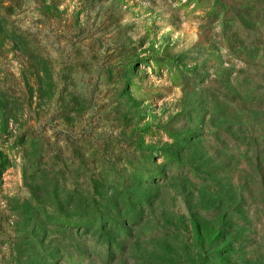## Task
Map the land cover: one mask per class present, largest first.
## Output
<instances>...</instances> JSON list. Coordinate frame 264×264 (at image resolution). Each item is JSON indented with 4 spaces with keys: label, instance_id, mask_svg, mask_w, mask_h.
I'll return each mask as SVG.
<instances>
[{
    "label": "rangeland",
    "instance_id": "374dc122",
    "mask_svg": "<svg viewBox=\"0 0 264 264\" xmlns=\"http://www.w3.org/2000/svg\"><path fill=\"white\" fill-rule=\"evenodd\" d=\"M0 264H264V0H0Z\"/></svg>",
    "mask_w": 264,
    "mask_h": 264
},
{
    "label": "trees",
    "instance_id": "16d2710c",
    "mask_svg": "<svg viewBox=\"0 0 264 264\" xmlns=\"http://www.w3.org/2000/svg\"><path fill=\"white\" fill-rule=\"evenodd\" d=\"M170 59H168V68H172L173 67V64L172 63H169L170 61H169ZM173 70L175 71L176 69L175 68H173ZM169 156V155H168ZM172 156V155H171ZM162 160L163 161H165L166 160V158L165 157H162Z\"/></svg>",
    "mask_w": 264,
    "mask_h": 264
}]
</instances>
